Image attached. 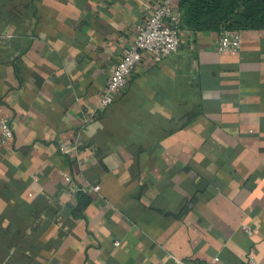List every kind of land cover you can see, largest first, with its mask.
<instances>
[{"label": "crops", "instance_id": "obj_1", "mask_svg": "<svg viewBox=\"0 0 264 264\" xmlns=\"http://www.w3.org/2000/svg\"><path fill=\"white\" fill-rule=\"evenodd\" d=\"M145 18L135 0H0V264L264 263V28L238 52L183 30L96 110Z\"/></svg>", "mask_w": 264, "mask_h": 264}, {"label": "built area", "instance_id": "obj_2", "mask_svg": "<svg viewBox=\"0 0 264 264\" xmlns=\"http://www.w3.org/2000/svg\"><path fill=\"white\" fill-rule=\"evenodd\" d=\"M146 13V18L137 25L136 32L125 49L122 58L111 72L108 82L103 89L97 109H103L112 104L114 96L124 90L134 68L143 58L147 57L153 62H162L170 54L177 51L181 45L182 21L181 14L176 9L177 0H135ZM218 51H235L242 48L241 30L225 29L218 37ZM94 110V111H96ZM93 111V113H95ZM92 113V114H93ZM91 114V115H92ZM14 137V129L6 119H0V142L9 143ZM69 180L67 173L63 174ZM99 186H95L98 189ZM248 234L253 230L242 226ZM176 258V257H175ZM179 264H190L185 260L176 258ZM249 264H264L252 258Z\"/></svg>", "mask_w": 264, "mask_h": 264}, {"label": "trees", "instance_id": "obj_3", "mask_svg": "<svg viewBox=\"0 0 264 264\" xmlns=\"http://www.w3.org/2000/svg\"><path fill=\"white\" fill-rule=\"evenodd\" d=\"M183 30L264 28V0H179Z\"/></svg>", "mask_w": 264, "mask_h": 264}]
</instances>
